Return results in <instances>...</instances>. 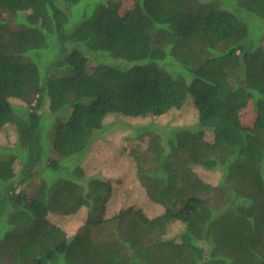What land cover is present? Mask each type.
I'll list each match as a JSON object with an SVG mask.
<instances>
[{
  "label": "trees",
  "instance_id": "1",
  "mask_svg": "<svg viewBox=\"0 0 264 264\" xmlns=\"http://www.w3.org/2000/svg\"><path fill=\"white\" fill-rule=\"evenodd\" d=\"M136 1L0 0V264H264V0ZM118 131L159 216L105 217L83 162Z\"/></svg>",
  "mask_w": 264,
  "mask_h": 264
},
{
  "label": "rangeland",
  "instance_id": "2",
  "mask_svg": "<svg viewBox=\"0 0 264 264\" xmlns=\"http://www.w3.org/2000/svg\"><path fill=\"white\" fill-rule=\"evenodd\" d=\"M117 4L122 10H129L135 7L138 2L136 0H117ZM174 114L163 117L159 123L164 125L169 121L174 125L189 124L196 120V112L192 106H187L180 111H174ZM257 118V113L252 105H249L241 112V121L246 126H252ZM113 121L109 118L108 121ZM149 119H137L133 123H147ZM129 131H118L108 133L104 139L94 143L93 148L85 158L84 169L101 173L104 177L109 178L113 184L114 192L109 200L105 217L110 218L118 214L123 208L134 207L143 210L149 218H154L162 214L163 210L160 206L153 204L145 196L143 190L135 177L134 159L132 157L133 150L137 148H145L147 146L146 139H129ZM15 142L13 130L9 129L0 132V144L7 145ZM206 178L212 183L218 182V173L207 174ZM52 224L62 227L68 234H74L83 226L86 219L85 211H80L75 215L48 217ZM174 227V234L182 229V224Z\"/></svg>",
  "mask_w": 264,
  "mask_h": 264
}]
</instances>
